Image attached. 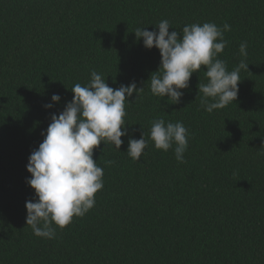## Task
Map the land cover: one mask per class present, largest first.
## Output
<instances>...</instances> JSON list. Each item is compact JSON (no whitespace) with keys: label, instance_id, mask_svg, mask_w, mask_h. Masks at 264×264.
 <instances>
[{"label":"trees","instance_id":"obj_1","mask_svg":"<svg viewBox=\"0 0 264 264\" xmlns=\"http://www.w3.org/2000/svg\"><path fill=\"white\" fill-rule=\"evenodd\" d=\"M164 19L181 35L192 23L231 26L217 58L229 71L248 64L234 103L204 111V66L180 103L151 93L159 50L133 32ZM92 70L113 89L144 91L125 104L120 151L93 150L104 172L95 206L54 238L37 237L26 225L28 157ZM157 119L189 130L184 163L175 145L164 152L149 139ZM142 131L149 143L134 162L128 139ZM0 264H264V0H0Z\"/></svg>","mask_w":264,"mask_h":264},{"label":"clouds","instance_id":"obj_2","mask_svg":"<svg viewBox=\"0 0 264 264\" xmlns=\"http://www.w3.org/2000/svg\"><path fill=\"white\" fill-rule=\"evenodd\" d=\"M170 28V22L164 19L155 26L158 30L138 27L133 32L146 49L159 50V68L150 76L151 93L160 99L167 97L171 104L180 103L184 95L181 90L189 88L192 74L204 66L207 83H200L198 89L204 111L212 113L234 103L240 72L248 71V64L241 60L229 71L226 62L217 58L227 45L224 32L230 31L231 26L192 23L182 28V35L175 30L170 32ZM239 52L247 57L246 42L240 44ZM90 76L87 85L76 83L71 88L73 98L62 112L51 114L49 126L41 133L42 143L28 157L26 171L30 178L26 183L34 190L35 200L25 202L26 225L37 237L54 238L57 227L63 229L74 216L83 217L95 206V194L103 188L104 172L93 160V150L103 142L120 151L124 143L121 137L128 135L125 104L133 93L136 99L144 91V86L137 88L136 82L113 89L95 70ZM60 99L58 94L51 97L53 103ZM53 103L45 108H52ZM148 136L158 150L167 152L175 145L176 160L185 162L190 133L182 122L154 120ZM149 139H145L143 131L139 139L129 138L126 154L134 162L139 161Z\"/></svg>","mask_w":264,"mask_h":264}]
</instances>
